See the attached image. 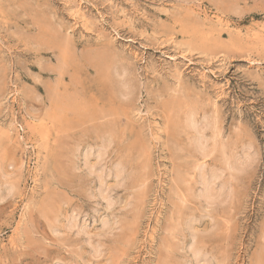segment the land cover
Masks as SVG:
<instances>
[{"label":"rangeland","instance_id":"1","mask_svg":"<svg viewBox=\"0 0 264 264\" xmlns=\"http://www.w3.org/2000/svg\"><path fill=\"white\" fill-rule=\"evenodd\" d=\"M0 264H264V0H0Z\"/></svg>","mask_w":264,"mask_h":264},{"label":"bare ground","instance_id":"2","mask_svg":"<svg viewBox=\"0 0 264 264\" xmlns=\"http://www.w3.org/2000/svg\"><path fill=\"white\" fill-rule=\"evenodd\" d=\"M117 35V33H116ZM170 57V56H169ZM171 58V57H170ZM183 58V57H182ZM186 59V58H185ZM198 71V70H196ZM130 91V88H126V86L124 87V93H128ZM192 113V112H191ZM196 114V113H195ZM188 119V123L190 125V127L193 130V135H194V140H195V145H196V149L198 150V152L201 155H208L210 154L216 147V145L219 143V131L216 129V126L214 124V122L212 120L207 119L206 117L202 120L201 125L199 124V121L197 122L194 115L190 114ZM207 128H210L211 132L208 136H206L205 131ZM221 134V133H220ZM228 143V142H227ZM231 143V142H230ZM101 145V144H100ZM221 146V144H220ZM219 146V147H220ZM228 146V145H227ZM247 146V145H246ZM101 147V146H100ZM103 147V146H102ZM101 147V148H102ZM218 147V148H219ZM226 147V146H225ZM244 147V146H243ZM222 148V147H221ZM224 148V147H223ZM104 149V148H103ZM225 149V148H224ZM219 150V149H218ZM229 150V149H228ZM222 151V150H221ZM225 152V151H224ZM222 153V152H221ZM100 151L98 153V155H100ZM216 154V153H215ZM225 154V153H224ZM252 154V153H251ZM251 154H249V152L244 153L242 159H240L238 162H231V167L233 168H237L238 170H242L246 167L247 164H249L251 161ZM221 155V154H219ZM226 155V154H225ZM251 155V156H250ZM224 156V155H222ZM219 157V156H217ZM222 158V157H221ZM218 159V158H217ZM229 157H225L223 158L224 163L222 164H226L228 166L229 165ZM220 160V159H219ZM233 160V159H232ZM235 160V159H234ZM222 162V161H221ZM118 163V162H117ZM221 164V163H220ZM221 164V165H222ZM205 165V164H204ZM200 166V165H199ZM225 166V165H224ZM226 166V168L228 167ZM102 168V167H101ZM123 166L122 164L119 166H117L115 169V173L117 175H120L121 170H122ZM225 168V167H224ZM223 167H221V169H224ZM229 168V167H228ZM218 170V169H217ZM220 170V169H219ZM226 170V169H225ZM100 171V170H99ZM112 171V170H111ZM97 172V171H96ZM102 172V170L100 171ZM100 172L97 173L98 177H100ZM229 172V171H228ZM237 172V171H236ZM114 173V175H115ZM231 174V173H230ZM103 175V173H102ZM101 175V176H102ZM227 176V175H226ZM201 182H202V191H201V195L204 197V199L206 200V202L208 203H216L217 201L222 200L225 196H227L229 194V192L227 190H225V186L224 184H221L219 186V188H215L214 183L215 180L219 177V173L218 171H211L208 175L203 173L201 174ZM102 178V177H101ZM100 180V179H99ZM225 182V181H224ZM230 182V181H229ZM226 184V182H225ZM231 186V185H229ZM227 187V186H226ZM230 189V188H229ZM232 189V188H231ZM106 192V191H105ZM227 199V198H226ZM70 221V220H69ZM71 225V224H70ZM197 243V242H196ZM200 248V247H199ZM198 247L193 248V254L194 257L196 259H198L200 255V250ZM210 250V249H209ZM203 255V254H202ZM205 255V254H204ZM203 257V256H202ZM200 259V257H199ZM198 259V260H199ZM204 260V259H202ZM259 262V261H258Z\"/></svg>","mask_w":264,"mask_h":264}]
</instances>
